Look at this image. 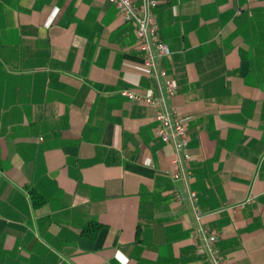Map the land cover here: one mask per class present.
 <instances>
[{
	"label": "crops",
	"instance_id": "0c3cea01",
	"mask_svg": "<svg viewBox=\"0 0 264 264\" xmlns=\"http://www.w3.org/2000/svg\"><path fill=\"white\" fill-rule=\"evenodd\" d=\"M159 1L154 72L109 0H0V264H264V0Z\"/></svg>",
	"mask_w": 264,
	"mask_h": 264
},
{
	"label": "built area",
	"instance_id": "2783aa9c",
	"mask_svg": "<svg viewBox=\"0 0 264 264\" xmlns=\"http://www.w3.org/2000/svg\"><path fill=\"white\" fill-rule=\"evenodd\" d=\"M119 11L124 22L133 23L136 26V35L138 40L142 43L143 49L148 57V66L154 72L158 70L156 62L157 58H164L171 55L170 48L161 41L159 35V25L157 18V9L159 7V0H109ZM160 75L165 77L166 72L161 71ZM176 86L171 82L166 85V96L172 97L176 93ZM122 96L129 100L144 103L154 110V120L156 122V136L166 144H174L178 150L184 152L186 161L190 160V155L185 153L188 149L190 138L187 134L186 124L175 114L174 110L170 108L163 95H148L144 96L131 90H123ZM173 171L171 178L179 180L182 175L180 161L175 159L172 161ZM176 197L179 201L182 200L179 192H176ZM191 200L194 204L197 203L198 197L195 192L190 194ZM248 200V203L252 202ZM201 219V216L198 217ZM199 236L207 244L206 264H229L225 256L214 246L215 238H212L207 230L201 229L195 234L198 239Z\"/></svg>",
	"mask_w": 264,
	"mask_h": 264
},
{
	"label": "trees",
	"instance_id": "16d2710c",
	"mask_svg": "<svg viewBox=\"0 0 264 264\" xmlns=\"http://www.w3.org/2000/svg\"><path fill=\"white\" fill-rule=\"evenodd\" d=\"M40 204H41V203H39V202H38V203H36V205H40Z\"/></svg>",
	"mask_w": 264,
	"mask_h": 264
}]
</instances>
